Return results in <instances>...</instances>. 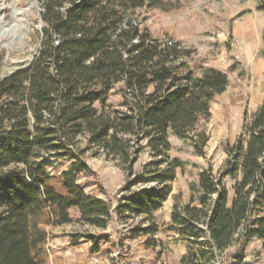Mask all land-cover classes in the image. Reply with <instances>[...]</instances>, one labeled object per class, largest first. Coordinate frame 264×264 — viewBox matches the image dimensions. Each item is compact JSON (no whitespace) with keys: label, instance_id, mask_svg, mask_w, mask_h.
Returning <instances> with one entry per match:
<instances>
[{"label":"trees","instance_id":"1","mask_svg":"<svg viewBox=\"0 0 264 264\" xmlns=\"http://www.w3.org/2000/svg\"><path fill=\"white\" fill-rule=\"evenodd\" d=\"M41 1L38 50L27 66L0 77V264H49L47 228L74 223L73 210L81 224L107 227L113 205L79 184L91 172L86 155L100 152L127 172L116 215L127 224L137 221L128 239L144 238L155 251L160 229L153 214L182 166L169 158V136L195 133L203 155L208 137L197 126L227 91L228 75L202 67L195 75L187 64L193 50L142 27L137 12L163 0ZM257 10L264 12V1ZM119 84L124 111L107 104ZM145 150L152 161L135 172ZM227 154L224 172L202 171L190 202L173 207L168 229L188 244L179 264H218L223 255L241 264L253 239L264 251V100L244 115ZM50 159L69 169L59 172ZM226 177L234 180L232 197ZM150 183L157 189L132 191ZM99 238L84 237L92 252Z\"/></svg>","mask_w":264,"mask_h":264},{"label":"rangeland","instance_id":"2","mask_svg":"<svg viewBox=\"0 0 264 264\" xmlns=\"http://www.w3.org/2000/svg\"><path fill=\"white\" fill-rule=\"evenodd\" d=\"M261 1L264 0H163L146 12H137L136 19L155 38L174 41L182 49L194 51L187 64L195 75L200 73L201 67L226 72L228 89L212 102L211 117L201 120L197 126V132L208 137L203 155L195 148V133L184 138L172 133L169 136V158L182 166L175 172L167 200L153 214L160 229L155 238L160 245L155 251L145 247L144 238L128 239L129 227L137 221L127 224L116 215V207L128 183L127 172L119 160L108 159L100 152L86 155L91 172L88 177L80 176L79 184L88 194L113 205L111 221L105 229L86 226L79 222L78 212L71 211L74 223L47 228L45 250L49 264H179L188 244L168 229L174 205L184 206L190 202L191 187L198 184L202 171L211 169L215 176L225 171L229 158L227 148L235 143L244 115L251 116L264 100V12L257 10ZM42 7L41 0H0V17L15 33L18 25L22 30L14 35L15 39L14 36L12 39L2 37L0 77L32 61L41 41ZM15 10L22 12L18 23L12 17ZM122 87V84L117 85L107 99L112 109L126 110ZM150 161L152 156L145 150L134 167L135 172ZM49 162L54 168L57 166L59 172L69 169L67 162L55 159ZM224 185L232 197L234 180L226 177ZM153 189L157 186L150 183L133 187L132 191ZM194 195L197 197V193ZM198 205L197 201L193 203V206ZM90 235L101 239L94 252L92 244L84 239ZM242 256L241 264H264L262 243L253 239ZM218 264H229L228 256L223 255Z\"/></svg>","mask_w":264,"mask_h":264},{"label":"bare ground","instance_id":"3","mask_svg":"<svg viewBox=\"0 0 264 264\" xmlns=\"http://www.w3.org/2000/svg\"><path fill=\"white\" fill-rule=\"evenodd\" d=\"M22 15V12L18 11V10H15L14 11V14L12 15V17L14 18V22L15 23H18V19L20 18L19 16ZM13 23V22H12ZM16 33L17 32H22L21 30V26H17L16 27ZM24 29V27L22 28ZM24 31V30H23ZM26 31V30H25ZM15 33V30L12 29V27L10 28L8 24L5 23V20H3V18L0 17V47L1 45L3 44L2 42V37H11V39L13 38V36L16 34ZM26 33V32H25ZM19 35V34H18ZM21 37L24 39V35L23 33H21ZM19 37V36H18ZM14 39H15V36H14ZM21 40V39H20ZM26 40V39H25Z\"/></svg>","mask_w":264,"mask_h":264},{"label":"crops","instance_id":"4","mask_svg":"<svg viewBox=\"0 0 264 264\" xmlns=\"http://www.w3.org/2000/svg\"><path fill=\"white\" fill-rule=\"evenodd\" d=\"M97 197H99V196H97ZM99 198H101V197H99ZM103 199V198H102Z\"/></svg>","mask_w":264,"mask_h":264}]
</instances>
